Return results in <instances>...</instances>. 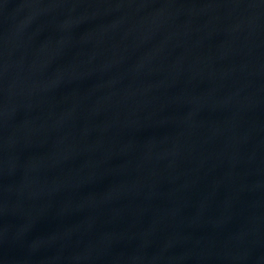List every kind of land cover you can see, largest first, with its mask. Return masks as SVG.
I'll return each instance as SVG.
<instances>
[{
    "label": "water",
    "instance_id": "1",
    "mask_svg": "<svg viewBox=\"0 0 264 264\" xmlns=\"http://www.w3.org/2000/svg\"><path fill=\"white\" fill-rule=\"evenodd\" d=\"M0 264H264V0H0Z\"/></svg>",
    "mask_w": 264,
    "mask_h": 264
}]
</instances>
